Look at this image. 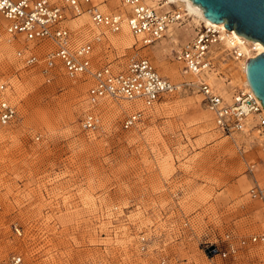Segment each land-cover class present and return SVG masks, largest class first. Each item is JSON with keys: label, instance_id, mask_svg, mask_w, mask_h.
<instances>
[{"label": "rangeland", "instance_id": "obj_1", "mask_svg": "<svg viewBox=\"0 0 264 264\" xmlns=\"http://www.w3.org/2000/svg\"><path fill=\"white\" fill-rule=\"evenodd\" d=\"M105 1L106 12H123L120 0ZM181 15L175 39L167 33L146 46L124 22L120 31L126 27L131 47L113 42L118 32L97 27L83 34L70 21L72 43L101 40L94 46L95 67L145 56L173 82L168 72L180 71L181 83L190 78L181 74L174 51L204 26ZM14 39L24 45L0 51V83H9L8 98L17 108L16 119L0 127V257L17 253L25 264H209L208 243L224 249L225 233L237 243L263 229L264 208L250 194L264 187L260 141L247 133L222 134L196 89L164 96L130 129L122 121L141 106L104 98L96 107L102 128L87 132L79 121L90 77L72 79L57 70L48 80L43 53L32 67L15 56L25 44L45 46ZM216 43L209 55L213 71L231 92L244 87L235 81L240 74L221 68L224 58H234L232 49L219 53ZM226 264H264V244L240 247Z\"/></svg>", "mask_w": 264, "mask_h": 264}, {"label": "built area", "instance_id": "obj_2", "mask_svg": "<svg viewBox=\"0 0 264 264\" xmlns=\"http://www.w3.org/2000/svg\"><path fill=\"white\" fill-rule=\"evenodd\" d=\"M106 1L96 0H0V42L6 37H22L23 42L34 45L44 44L40 50L29 48L16 49V58L25 66L38 64L39 54H44L42 74L50 80L54 71L62 70L69 78L89 76L91 84L86 91L87 108L81 114L80 128L96 132L102 128V116L96 109L104 98L123 99L140 103L122 121L123 129L135 127L142 119L145 109L151 108L164 96L180 88H192L202 95V100L213 115L217 129L224 135L249 133L253 129L261 138L260 147L264 151V106L249 87L235 88L229 100L215 91L204 80L185 81L179 87L161 75L152 62L145 56H130L125 63L107 62L99 67L93 66L92 57L95 43L100 40L86 41L74 46L73 33L69 26L72 18L86 13L90 21L113 33L119 32L126 22L131 34L144 45H151L163 38L168 26L181 21L179 13L159 11L147 0H120L124 12H106L101 6ZM220 41V32L213 26H204L191 40L184 42L174 51L175 59L182 64L186 73L200 75L214 65L209 60L210 47ZM232 54L242 57L237 47ZM9 83H0V127L12 123L17 117V108L9 98ZM251 119L249 121L248 119ZM250 123V124H248ZM249 130V132L247 131ZM253 198L261 201L264 208V187L256 185L250 189ZM1 210V204H0ZM16 231L18 229L15 228ZM226 247L210 242L205 247L209 264H226L235 258L240 247L248 243L264 244V227L247 239L232 240L230 233L222 239ZM218 258V261L217 259ZM165 261L162 260L161 264ZM0 264H25L22 255L13 253L0 257Z\"/></svg>", "mask_w": 264, "mask_h": 264}, {"label": "bare ground", "instance_id": "obj_3", "mask_svg": "<svg viewBox=\"0 0 264 264\" xmlns=\"http://www.w3.org/2000/svg\"><path fill=\"white\" fill-rule=\"evenodd\" d=\"M96 1H104V0H96ZM159 1L160 0H147V2L150 3L151 6H154L159 11H163L162 7L164 5H174V7L177 8V11H174V12L179 13L181 18H182L181 14H183L186 17L187 16L192 17V20H189V23H195L197 26L201 25L203 23L204 26H213L215 29H218L220 32V41H218L215 45L218 52L224 53V52L229 51L230 49H233L234 47L235 48L237 47L238 51H240L241 55H242V57H239V58H236L234 55H233L234 56L233 59L230 57L224 58L223 61L221 62V68L223 70L228 69L229 71L232 69L235 71L236 74L237 73L240 74V76H239L240 79L235 80V81H236V83L243 84L244 87H238V88L246 89V87L250 86L248 83V80H247V76H246V63H247V60L249 58H252V57H254L260 53H264V45L261 42L256 41V40H251V39L246 38L242 35H239L233 29L232 30L227 29L226 27H224V25H225L224 22L216 23V22L210 21L209 19H207L204 16L203 9L199 5L192 2L191 0H162L163 1L162 4H160ZM101 8L104 11H107V8H104L103 6H101ZM124 10L125 9L123 7V12H124ZM123 12L122 13L120 12V13L123 14ZM88 19H89L88 15L86 13H84L78 17L72 18L70 20L71 22L70 21L69 22L72 23V27H74V30H76V32H79V33L83 32V34H88L89 32H92L93 30H99V28H97L99 26H95L90 21V19H89V21L92 24L89 23L87 21ZM179 25H180L179 22H175V23L170 24L168 26L166 34L168 33L170 38L175 39L176 29H177L176 27H179ZM125 29H126V27L124 26L122 28V30L117 33V35L115 37L113 36L114 37L113 42L118 43V44L122 45L123 47H131L133 42H132V39L130 40L126 36V30ZM127 30H128V28H127ZM190 30H193V29H190ZM197 32H196V34H197ZM21 42L22 41H19L18 39L15 40V39L6 37L4 40H2L0 42V51H2L1 53L8 54L7 52H9L8 50L10 49V47H12V46L13 47H17V46L22 47L24 44ZM29 45L31 46L32 43L29 42ZM42 45H44V44H42ZM1 55L2 54H0V57H2ZM209 55H210V50H209ZM209 60L211 61L210 57H209ZM1 63H2V61L0 62V64ZM172 69H173L172 70L173 72H168V73L171 74L173 77L172 79H174V82L173 81L172 82L179 87L185 81L181 82V83L179 81V83H178L176 79H180L179 78L180 71H177L174 68H172ZM213 70H214V67H212L210 70H208V71H206L200 75H194L191 73H186L183 70H181V74H184V76L186 75L190 78V80H188V81L186 80L187 82H191L192 80H193L192 82H198V81L204 80L215 91H217L219 94H221L226 100H229L232 92L228 89V83H226V80H224L223 76H218L217 72H215ZM235 73H232V76ZM227 82H229V81H227ZM132 104L134 106L140 105V103H132ZM127 106H130V105L127 104ZM140 106L142 107V105H140ZM125 107H126V105H125ZM113 108H114V111H117L119 109L118 106H115ZM212 117H213V115H212ZM248 120L250 121L251 119L249 118ZM247 131L249 132V130H247ZM248 135L251 136L252 139H253V137H256L258 139V142L259 141L261 142L260 136L258 135V133L254 129L251 132H249ZM261 205H262V203H261ZM263 227H264V220H263Z\"/></svg>", "mask_w": 264, "mask_h": 264}, {"label": "water", "instance_id": "obj_4", "mask_svg": "<svg viewBox=\"0 0 264 264\" xmlns=\"http://www.w3.org/2000/svg\"><path fill=\"white\" fill-rule=\"evenodd\" d=\"M203 9L212 22H224V27L235 30L264 45V0H191ZM246 76L250 88L264 106V53L249 58Z\"/></svg>", "mask_w": 264, "mask_h": 264}, {"label": "crops", "instance_id": "obj_5", "mask_svg": "<svg viewBox=\"0 0 264 264\" xmlns=\"http://www.w3.org/2000/svg\"><path fill=\"white\" fill-rule=\"evenodd\" d=\"M185 41H186V40H185ZM183 43H184V41H183L182 43H180V45H182ZM180 45H179V46H180ZM179 46H178V47H179ZM209 112H210V111H209ZM210 113H211V112H210Z\"/></svg>", "mask_w": 264, "mask_h": 264}]
</instances>
